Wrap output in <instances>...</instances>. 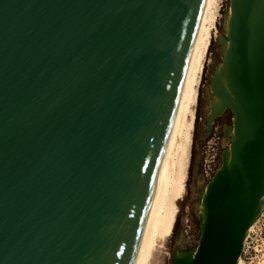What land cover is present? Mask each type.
Returning a JSON list of instances; mask_svg holds the SVG:
<instances>
[{
  "label": "water",
  "instance_id": "1",
  "mask_svg": "<svg viewBox=\"0 0 264 264\" xmlns=\"http://www.w3.org/2000/svg\"><path fill=\"white\" fill-rule=\"evenodd\" d=\"M205 0H0V264H139ZM206 136L227 109L201 235L237 264L264 208V0H230Z\"/></svg>",
  "mask_w": 264,
  "mask_h": 264
},
{
  "label": "bare ground",
  "instance_id": "2",
  "mask_svg": "<svg viewBox=\"0 0 264 264\" xmlns=\"http://www.w3.org/2000/svg\"><path fill=\"white\" fill-rule=\"evenodd\" d=\"M222 2L223 0H205L204 3L190 51L189 74L139 264H164L160 252L166 249V243L175 230L180 213L179 202L187 192L200 89L206 65L210 62L211 45L219 37L217 25L222 15ZM263 214L264 208L250 226L244 246ZM242 253L237 264L243 261Z\"/></svg>",
  "mask_w": 264,
  "mask_h": 264
},
{
  "label": "rangeland",
  "instance_id": "3",
  "mask_svg": "<svg viewBox=\"0 0 264 264\" xmlns=\"http://www.w3.org/2000/svg\"><path fill=\"white\" fill-rule=\"evenodd\" d=\"M230 0H223L218 35L225 34V16L229 12ZM210 51V62L206 65L203 84L200 89L197 120L192 148V160L185 197L179 202L180 213L166 249L160 252L164 264H175L173 254L187 249H195L201 235L200 196L222 164V156L230 138L225 137V127L232 124L233 113L227 109L215 122L212 132L206 136V118L211 109L210 81L215 66L222 61L221 46L216 38Z\"/></svg>",
  "mask_w": 264,
  "mask_h": 264
},
{
  "label": "built area",
  "instance_id": "4",
  "mask_svg": "<svg viewBox=\"0 0 264 264\" xmlns=\"http://www.w3.org/2000/svg\"><path fill=\"white\" fill-rule=\"evenodd\" d=\"M242 259L241 264H264V214L247 238Z\"/></svg>",
  "mask_w": 264,
  "mask_h": 264
},
{
  "label": "flooded vegetation",
  "instance_id": "5",
  "mask_svg": "<svg viewBox=\"0 0 264 264\" xmlns=\"http://www.w3.org/2000/svg\"><path fill=\"white\" fill-rule=\"evenodd\" d=\"M210 53H212V52L210 51ZM217 120H218V119H216L215 122H216ZM215 122H214V124H215ZM214 124H213V126H214ZM212 129H213V128H212Z\"/></svg>",
  "mask_w": 264,
  "mask_h": 264
}]
</instances>
